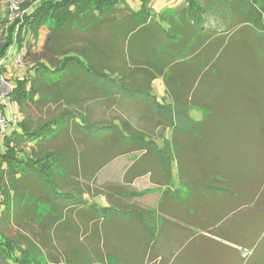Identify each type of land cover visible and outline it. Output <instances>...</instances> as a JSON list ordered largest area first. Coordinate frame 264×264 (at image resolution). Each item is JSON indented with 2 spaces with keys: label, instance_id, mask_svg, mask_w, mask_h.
I'll list each match as a JSON object with an SVG mask.
<instances>
[{
  "label": "trees",
  "instance_id": "16d2710c",
  "mask_svg": "<svg viewBox=\"0 0 264 264\" xmlns=\"http://www.w3.org/2000/svg\"><path fill=\"white\" fill-rule=\"evenodd\" d=\"M182 1L163 15L152 9V0H39L21 5V17L12 19L0 6V77L10 47L24 51L26 62L9 83L7 102L0 100V264H151L156 230L147 220L154 215L96 179L117 156L144 150L160 157L151 142L155 134L131 124L123 106L130 98L150 99L157 78L175 102L201 97L203 84L210 103L232 89L239 98L223 117L226 125L236 111L241 125L257 116L261 179L248 180L259 193L244 186L241 199L264 209V0ZM242 28L259 56L236 76L216 58L223 40ZM8 103L22 115L15 123ZM33 106L41 113L34 115ZM159 113L163 127L188 126ZM249 113L253 118L245 122ZM174 156H181L179 150ZM161 168L169 183L170 166ZM226 178L228 192L233 183L239 188L238 179ZM96 188L101 191L94 194ZM39 201L47 209L32 217L37 229L5 235L7 224L20 222L30 203L35 208Z\"/></svg>",
  "mask_w": 264,
  "mask_h": 264
},
{
  "label": "crops",
  "instance_id": "0c3cea01",
  "mask_svg": "<svg viewBox=\"0 0 264 264\" xmlns=\"http://www.w3.org/2000/svg\"><path fill=\"white\" fill-rule=\"evenodd\" d=\"M179 1L174 3L182 2ZM173 11L168 14H173ZM155 81L160 83L157 90L154 88ZM206 90L203 84L201 97H187L175 102L166 94L161 78H157L152 83L153 96L150 99L130 98L125 101L124 116L134 126L146 127L143 130L155 134V140L151 142H154L156 149L161 150L160 157L144 150L133 151L113 158L98 172L100 174L106 170L105 173L110 175L117 171V177L113 173V183L105 181L101 186L107 184L111 189L121 190L116 197H122L125 202L127 198H132L146 213L154 215V219L147 220L149 224L155 225L156 230L151 264H169V256L181 255L192 242L198 244L197 239L238 251L253 244V239L257 240L260 231L259 220L264 209L254 206V200L243 203L241 199L244 186L253 188L250 192L254 190L256 194L259 193L257 184L248 180L252 170L243 171L230 166L242 165L240 159L243 164L259 163L253 154L256 144L259 148L260 130L253 124H220V117L223 118L225 112L229 113L230 109L236 107L239 97L234 95L233 98L232 89L227 88L225 93L210 103L204 94ZM164 99L168 101L169 107L178 108L177 115L182 111L188 118L187 128L181 131L167 125L161 126L160 111L172 116L159 104ZM162 148H165L164 152ZM175 150H179L180 157L174 156ZM167 151L173 156L167 157ZM229 155L239 159L230 161L227 159ZM159 164L161 167L162 164L170 166L169 183H165L166 173ZM204 172H208L210 178L202 177ZM226 174L238 179L239 188L233 183L231 191L225 189L227 186L224 184L228 179ZM244 177L246 182L243 181ZM137 183L152 187L155 193L151 195H157V201L153 203L155 205L148 201L149 192L138 200V196L133 193L138 190ZM244 255L245 252L240 256L243 260L246 259Z\"/></svg>",
  "mask_w": 264,
  "mask_h": 264
},
{
  "label": "rangeland",
  "instance_id": "374dc122",
  "mask_svg": "<svg viewBox=\"0 0 264 264\" xmlns=\"http://www.w3.org/2000/svg\"><path fill=\"white\" fill-rule=\"evenodd\" d=\"M14 1L19 6L21 5L24 6L25 4L35 5L39 2V0H14ZM175 1L180 2L179 0H152L151 7L156 12L158 11L159 15H163L166 13H171L174 10ZM200 1L204 2V0H200ZM9 2L10 0H0L1 9L2 8L6 9V7L8 8ZM184 4L185 3L182 1L177 5L183 6ZM45 28L46 27H42L40 29V35H39L38 43L36 45L37 49H39V47L43 42ZM256 46L257 44L255 41L252 44L251 38H249L247 30L245 28L239 29L232 38L226 37V39L223 40V46L218 52V56L216 60L218 62L227 63L228 67L231 68L226 70L227 73L230 72V74H234L237 76V74H240L241 71L244 72L243 68L246 67L247 64L250 63L252 64L256 62V58L258 59L259 54H257L254 51V48H256ZM8 50L10 51V55L6 57L3 62V67L6 69V71L1 75L2 77H0V91L2 92L3 88L6 90L3 97H5V95H7L10 92L11 87L9 86V83L14 84V79L23 73L24 64L26 63L23 61L24 51L18 53L14 47L12 48L10 47ZM239 83H241V81H239ZM159 86L160 83L158 81H155L154 88L157 90ZM160 101L161 102H159V104L163 105V107H165V109L170 112V114L174 117V119H176L177 121L179 120V122L184 125L187 124V120L184 119V115L182 111H179L177 115L176 113L178 111V108L174 106L169 107V105H167L168 101L165 99ZM4 102H7V100L4 99ZM39 109L40 108L33 106L31 112H33L34 115L40 114L41 111ZM7 112L10 121H13L14 117L17 120L21 119L22 117L21 113L17 110L16 104L14 103L13 104L8 103ZM237 112L240 116L239 111H236V115ZM43 114H46V112H44ZM227 115L228 114L225 112V115H223V117ZM236 115L234 121H232L231 124L239 123ZM251 118L253 117L249 113V115L245 119V122L249 121ZM220 124H224L222 117H220ZM250 124L258 125L257 116H255L252 119V122H250ZM27 148L28 147L25 146V149ZM260 151L261 150L258 148L256 144V146L254 147V156H256L259 159V165L256 166V163H249V162H245L243 164L242 159H240L242 165L239 166L230 165V166L235 168L239 167L243 171L244 169H246L247 171L248 169H250L252 170L250 174V178L255 182L260 181L261 179L260 162L262 161L261 158L258 156L260 155ZM227 159L237 161L239 158H234L233 156L229 155L227 156ZM256 168H258L257 169L258 172L256 171ZM105 172L106 170L103 173L98 174V177L96 179L98 185H102L103 183H105V181L113 183L112 179L118 176L117 171L112 172L110 175ZM137 185H138V190H136V192L133 193L135 194V196H138V200L142 199L141 196H143V194H147L149 192L148 194L150 195L148 196V201L151 202L150 204L155 205L153 203L157 201V195L156 196L151 195L152 193H155V191L152 192V187H150L148 184L145 183L144 184L137 183ZM98 191H101V189L96 188L94 189L93 193L95 194ZM145 199L146 198H144V200ZM34 206H35V202L30 203L29 211L22 215L20 222H15V223L9 222L7 224V227L4 229L5 235L18 236L19 234H24L26 236L29 231L33 232V230H36L37 228L34 222L32 221V217H35L37 219L39 216H42L45 213V209H47V205L45 204L44 201H39L38 203H36L35 208ZM259 224H260V231L257 235V240L255 241L253 239V244L247 246L246 248L238 249V251H232L230 249H226L224 246L217 245L214 242L203 243L200 242L199 239H197L198 244L196 243L194 244L193 242L192 244H189L187 249L183 250L181 252V255L174 256L169 264H264V225H263L264 218L259 220ZM244 252H245L244 256H246L245 260L240 258V256H242V253ZM231 256H233V258H231ZM234 256H236V258ZM150 258L152 260L154 256ZM95 264H99V263H95Z\"/></svg>",
  "mask_w": 264,
  "mask_h": 264
},
{
  "label": "built area",
  "instance_id": "2783aa9c",
  "mask_svg": "<svg viewBox=\"0 0 264 264\" xmlns=\"http://www.w3.org/2000/svg\"><path fill=\"white\" fill-rule=\"evenodd\" d=\"M8 9H9V19H12L13 17H20V15L22 14V10L20 9V6L14 1V0H10L9 4H8ZM9 51V50H8ZM10 53V51L8 52V54ZM10 86V85H9ZM5 89L3 88L1 94H0V100L4 102V97L3 95L5 94ZM3 115L0 114V130L3 131L4 130V123H3ZM17 119L14 117L12 122H16Z\"/></svg>",
  "mask_w": 264,
  "mask_h": 264
}]
</instances>
